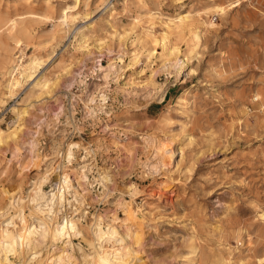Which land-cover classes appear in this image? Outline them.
<instances>
[{
    "label": "rangeland",
    "instance_id": "374dc122",
    "mask_svg": "<svg viewBox=\"0 0 264 264\" xmlns=\"http://www.w3.org/2000/svg\"><path fill=\"white\" fill-rule=\"evenodd\" d=\"M84 166L81 193L49 206L87 229L115 214L121 264H264V0H0V214L6 189ZM62 238L12 258L68 264ZM97 241L73 237L74 264Z\"/></svg>",
    "mask_w": 264,
    "mask_h": 264
},
{
    "label": "bare ground",
    "instance_id": "6f19581e",
    "mask_svg": "<svg viewBox=\"0 0 264 264\" xmlns=\"http://www.w3.org/2000/svg\"><path fill=\"white\" fill-rule=\"evenodd\" d=\"M39 65L40 59L38 57L35 55L29 56L27 62L23 65L21 78L23 80L33 79L34 72ZM20 84L21 81L15 79V76L12 78L10 77L6 84V89L11 93L13 87ZM39 84V81H37L36 85ZM45 84L46 82L44 85ZM101 99H105L103 94L101 95ZM151 144L156 149L157 154L160 153L161 157L165 152H172L173 147L175 146L174 140L166 142L160 141L156 137L152 138ZM32 145H34V142H32ZM79 145L78 142L70 143L68 148L69 151L66 152L68 158L72 157L73 152L71 149ZM89 170L90 168L84 166L79 172L72 174L68 169L63 167L58 175L59 178L57 182L54 184L52 183V186L47 188L46 184L50 181L52 172V168L51 171L48 169L33 181L27 198L18 195V192H11L7 189L5 190L6 194L8 193V195H11V204L13 205L14 210L13 213L5 211L0 214V260L3 261L4 264H20L15 262L13 256H16V258L23 257L24 259H33L37 257V254H39L40 251H42V248L52 246L60 239H63L62 237H67L65 245H71L74 247L73 237L87 239L88 242H90L89 244H91V242L95 243V240H98L97 242H99V246L96 248L95 255L89 257L86 253L82 254L85 264L122 263L123 257L121 258L114 250L115 243L119 239L118 237L122 236V234L121 236L117 235L115 230L118 226V218L115 214L112 217L94 215V221L89 224L87 229L79 223V219H75L74 216L69 215L68 213L59 216V209L52 213V207L49 206L50 204L54 205L56 201L59 205V203L62 202V199H66L67 192L73 187L75 188V190L73 189L75 195L81 193L78 187L82 185V179L85 181L88 179ZM137 192L138 191L135 188L131 193L130 199L120 198L117 201V210L123 208L124 212L128 215L126 218L128 220L125 221L128 226L124 228L125 231H123L126 234L135 230L136 219L134 216L137 215V210L134 206V195ZM26 208L29 210V213H26ZM8 211H10V209ZM105 220L108 224H106V229L101 226L102 222ZM111 240L114 242L112 244L108 243ZM67 246L61 248L62 253L60 255H62V261L67 259L68 264H74V253L72 252V254L68 252ZM50 249L48 248V250ZM123 263H125V261ZM62 264H64V262H62Z\"/></svg>",
    "mask_w": 264,
    "mask_h": 264
}]
</instances>
